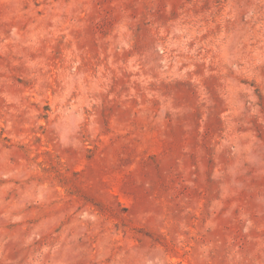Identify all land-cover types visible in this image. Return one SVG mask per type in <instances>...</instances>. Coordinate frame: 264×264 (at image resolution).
Instances as JSON below:
<instances>
[{
    "label": "rangeland",
    "instance_id": "374dc122",
    "mask_svg": "<svg viewBox=\"0 0 264 264\" xmlns=\"http://www.w3.org/2000/svg\"><path fill=\"white\" fill-rule=\"evenodd\" d=\"M0 264H264V0H0Z\"/></svg>",
    "mask_w": 264,
    "mask_h": 264
}]
</instances>
